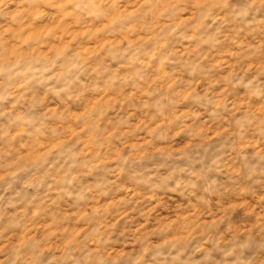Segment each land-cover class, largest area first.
I'll list each match as a JSON object with an SVG mask.
<instances>
[{
  "label": "clouds",
  "instance_id": "clouds-1",
  "mask_svg": "<svg viewBox=\"0 0 264 264\" xmlns=\"http://www.w3.org/2000/svg\"><path fill=\"white\" fill-rule=\"evenodd\" d=\"M0 264H264V0H0Z\"/></svg>",
  "mask_w": 264,
  "mask_h": 264
}]
</instances>
